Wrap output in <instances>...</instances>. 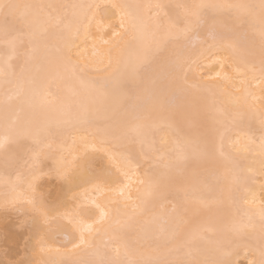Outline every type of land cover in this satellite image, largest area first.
<instances>
[{
    "label": "snow or ice",
    "instance_id": "6c2138e0",
    "mask_svg": "<svg viewBox=\"0 0 264 264\" xmlns=\"http://www.w3.org/2000/svg\"><path fill=\"white\" fill-rule=\"evenodd\" d=\"M82 38L93 39V48L109 45L105 57H86L77 43ZM193 40L199 41L201 57L224 54L214 62L225 72L223 79L243 92V106L241 98L233 102L240 108L236 114L220 106L212 123L201 115L232 93H218L208 83L215 77L191 73ZM0 80L9 86L0 137V182L6 188L0 206L6 211L28 206L26 249L41 256L0 264H238L240 239L249 241L248 264H264V184L258 225L247 213L246 220H229L218 207L222 181L241 183L240 159L253 151L257 132L264 176V87L258 128L255 104L249 102L257 99L251 82L264 85V0L172 5L0 0ZM12 101L28 105L26 119H20L22 107L9 116ZM245 112L252 118L245 120ZM69 128L84 133V147L70 161L49 143ZM158 132L167 133L165 141L176 154L168 155L166 171L146 170L139 180L143 192L131 205L69 197L85 185L114 191L111 186L128 177L121 161L131 162L120 151L123 143L156 151ZM44 176L55 178L63 195L49 200L38 193ZM244 183L252 198L246 202L252 203L255 192ZM177 185H184V201L169 209Z\"/></svg>",
    "mask_w": 264,
    "mask_h": 264
},
{
    "label": "bare ground",
    "instance_id": "6f19581e",
    "mask_svg": "<svg viewBox=\"0 0 264 264\" xmlns=\"http://www.w3.org/2000/svg\"><path fill=\"white\" fill-rule=\"evenodd\" d=\"M13 2H51V3H71L78 2V0H13ZM89 2L95 3H110L114 2V0H89ZM122 2L133 3V4H163V5H172L176 3H192V2H201V0H122ZM202 2L209 3H222V2H230V3H253L258 4L259 0H202ZM228 23H232V21H228ZM244 29H241L243 33ZM249 37H251V31L249 30ZM107 39V37H105ZM256 42L258 44V36L256 37ZM80 44L82 50L85 51V56L90 59H100L104 58L106 55L107 48L109 45H105L102 43H97L95 48H93V39L89 38L88 40L77 41ZM189 48L193 49L192 51V67L191 73L194 74L197 78L200 77L201 74L205 76H212L215 79H211L208 81L209 84L213 85L215 90L219 92L232 93L231 96L224 95L221 97V104H218L214 107H209L201 113L204 119H206L209 123H212L214 119L219 116V113L216 111L217 107L225 106L228 108L229 112L232 114H236L240 111L239 107H233V102L237 100V98H241L239 100L240 106H243L244 101L242 99L243 92H236L232 80H225L223 76L225 75L224 71H221V68L218 63H215L217 59L222 58L224 54H221V57H212L209 60L207 57H201L198 53L199 49V41L193 40L189 44ZM227 75L229 77H235V73L231 71V69H226ZM220 72L221 76L217 77L216 73ZM8 87L6 86L2 80H0V137L4 135L5 132V114H4V100L6 93L8 92ZM130 88L134 89V85L130 83ZM261 85L259 81H252L250 90L256 96V100L252 101L249 98V102L255 104L256 115L253 118V124L258 128L259 126V109H260V101L259 97L261 94ZM55 91V89H54ZM23 108V111L20 112V119H26L30 114V109L26 103H21L20 101H12L10 105L9 116L14 115L19 108ZM245 120L252 118V114L245 112L244 113ZM84 133L81 131H77L74 129H66L63 130L60 134L56 135L54 139L50 140L51 150L55 151L57 156H63L67 160H72L79 152L82 151L84 145L80 140V136ZM167 133L158 132L155 136V144L154 148L156 151H149L148 146L145 145L143 148L139 143H127L124 142L120 148V151L125 153L126 155H130L131 162L121 161V167L128 172V177L124 178L121 176L122 183L112 185L113 190L105 189L103 192L96 191L91 185H85L83 187H77L73 189L72 193H68L69 197L73 194L80 197L81 200H87L89 204L91 201L95 200L97 203L103 205L111 204L113 207L116 206V203H119L121 207L125 203L131 205L133 201L137 199L139 195L143 192V186L139 184V180L144 177L146 170H153L156 172H164L166 171L164 165L168 162V155H175L176 153L173 151L174 145L170 142L165 141V137ZM244 137H241V143H245ZM30 141L25 142V150H27ZM259 132L256 133L255 144L252 145L253 151L248 153L246 157L240 159V167L242 171L240 172L241 183L238 185H231L228 180H223L222 184L224 185V191L220 196V203L218 207L221 212L225 215L227 219L236 218L237 220L243 218L247 219L245 213L251 215L253 219L259 223V213L261 211V203H262V194H261V185L264 184V176L260 174V160L261 157L259 155ZM45 151H49L47 147H45ZM91 152L92 149L89 148ZM147 153V156L145 155ZM103 155L102 153L97 154ZM159 156H164L165 159L163 161L159 160ZM107 164V160L104 161ZM211 167V165H210ZM251 168L252 171L249 172L248 169ZM223 169H221V172ZM3 173V166L0 164V174ZM244 181H247V186L251 188L252 191L255 192V201L252 203H247L246 200H251L252 198L248 195L245 190L246 185ZM139 190V191H138ZM38 193H43L49 200L55 198L57 194L63 195L61 191L59 182L55 178H50L48 176H44L41 180L40 187L38 189ZM6 194V188L2 182H0V204H2L3 199ZM184 185H177L174 189L173 196L170 197L169 202L167 203V207L169 209L175 204L178 207L184 201ZM129 197L131 199H129ZM130 211V208H129ZM29 208L26 204H22L18 209H12L6 211L2 206H0V230L8 231V239L11 242H14L17 238H19V234L17 233L16 228L24 229L23 237H28L29 235V221L30 216L28 215ZM97 215L99 213L97 212ZM258 231V230H257ZM1 235V233H0ZM103 239V237H101ZM229 239H232L229 237ZM239 247L237 249L238 255L234 257L238 264H248V259L251 258L250 255L247 254L245 243L249 242L246 239H240L237 241ZM251 243L255 244L258 247V240L251 241ZM26 245V244H25ZM3 246L0 244V260L5 262L18 260L21 258L30 259L33 261H39L41 259L40 255H34L30 251V246L27 249H21L22 251L17 252L14 255H7L3 250ZM46 258V257H45Z\"/></svg>",
    "mask_w": 264,
    "mask_h": 264
},
{
    "label": "rangeland",
    "instance_id": "374dc122",
    "mask_svg": "<svg viewBox=\"0 0 264 264\" xmlns=\"http://www.w3.org/2000/svg\"><path fill=\"white\" fill-rule=\"evenodd\" d=\"M17 233L19 234V238H17L14 242H11L8 239V231L6 230H0V244L3 246L2 250L7 255H14L19 251H22L21 249H26V240L27 237H23V233L25 232L24 229L16 228Z\"/></svg>",
    "mask_w": 264,
    "mask_h": 264
}]
</instances>
